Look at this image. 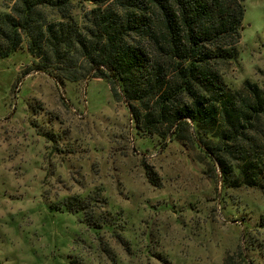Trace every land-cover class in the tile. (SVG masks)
Returning <instances> with one entry per match:
<instances>
[{"label":"rangeland","instance_id":"1","mask_svg":"<svg viewBox=\"0 0 264 264\" xmlns=\"http://www.w3.org/2000/svg\"><path fill=\"white\" fill-rule=\"evenodd\" d=\"M245 6L233 90L264 88V0ZM23 46L0 58V264H264V187L226 182L189 126L149 134L107 80L59 83ZM75 196L108 223L53 208Z\"/></svg>","mask_w":264,"mask_h":264},{"label":"trees","instance_id":"2","mask_svg":"<svg viewBox=\"0 0 264 264\" xmlns=\"http://www.w3.org/2000/svg\"><path fill=\"white\" fill-rule=\"evenodd\" d=\"M73 1L14 0L0 12V58L26 43L35 68L59 83L107 80L138 127L154 135L189 126L226 182L264 187V141L253 133L264 123V88L247 80L233 90L222 73L239 56L246 0H80L92 5L82 21ZM90 204L75 196L53 208L82 213L94 229L108 223Z\"/></svg>","mask_w":264,"mask_h":264}]
</instances>
